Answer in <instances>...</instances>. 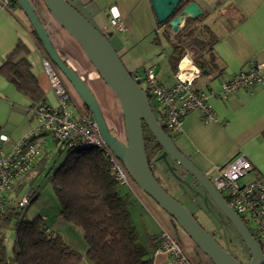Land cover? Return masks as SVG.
<instances>
[{"label":"crops","instance_id":"0c3cea01","mask_svg":"<svg viewBox=\"0 0 264 264\" xmlns=\"http://www.w3.org/2000/svg\"><path fill=\"white\" fill-rule=\"evenodd\" d=\"M1 1L0 66L21 40L29 48L27 59L31 64L32 73L44 93L45 101L43 102L53 106L59 105L58 95L51 87L42 64L45 51L32 32L28 19L27 21L21 19L20 12L23 11H20L19 5L14 4L12 9H6L2 7ZM29 1L34 5L49 31L57 52L77 71L94 93L110 130L114 131L118 139L125 140L124 117L114 92L94 69L79 43L52 18L44 1ZM68 1L76 8L81 9L94 25L105 33L113 29L110 25V8L115 6L126 23V29L118 31L124 33V38H116L118 53L123 57L125 65L132 74H140V64L137 60L147 56L151 60L147 68L155 66L157 79L161 82L162 79L158 77L161 64L159 60L151 58L150 55L162 47L164 50L166 45H157L153 42L159 27L150 0ZM195 1L202 7L205 16L214 12L234 14V21L227 23L220 35H217L212 29L218 37L213 48L218 55L219 68L212 73L203 70L195 80V87L208 94V102L216 115L215 120L204 122L199 110L191 111L183 119L182 134L175 135L173 141L208 177L214 175L218 167L239 153H243L252 162L255 171L264 174V84L259 83L251 87L239 88L236 92L220 94L224 81L230 79L241 69L247 68L251 62H264V0ZM183 24L184 21L180 28ZM184 58H189L191 65L196 66L191 54L186 53L178 64V70ZM168 62L172 71L169 57ZM172 74L171 82L161 83L166 86L171 85L175 80V72L172 71ZM68 88L70 91L68 107L72 109V116L78 117L81 110L89 112L79 95L69 84ZM31 105V100L20 93L0 73V133H4L3 130L7 129L6 127L9 125L8 132L14 136L19 124L22 126L18 128L24 127L23 135L32 131L34 126L36 127V121L30 113ZM26 119L31 121L28 126ZM32 122L35 123L34 126H32ZM6 135L10 137L9 134ZM39 136L43 138V142L46 141V134L39 133ZM10 139L11 141L4 148L5 152L9 151L13 143L17 141L11 137ZM54 142L60 147L57 140L54 139ZM42 158L44 156H41L37 162ZM126 188L125 194L129 198L131 216L135 211L140 224L137 229L140 241L152 251L153 264H177L168 253L157 250L158 235L167 227L173 229L178 238L184 235V231L178 229L170 215L145 192L131 190L128 186ZM133 222L135 223L134 219ZM75 232L78 233V231ZM68 243L82 253L87 250L86 243L81 246H76L74 242ZM204 256L209 260L206 255ZM83 260L88 259L84 257Z\"/></svg>","mask_w":264,"mask_h":264},{"label":"trees","instance_id":"16d2710c","mask_svg":"<svg viewBox=\"0 0 264 264\" xmlns=\"http://www.w3.org/2000/svg\"><path fill=\"white\" fill-rule=\"evenodd\" d=\"M11 1L18 5L15 0ZM173 16L162 24L157 22L161 32L153 38L157 45L171 46L169 61L172 71H178V64L186 53L191 54L194 64L201 71L212 73L218 70V55L213 48L218 37L208 25H196L205 14L197 18L185 17L183 26L176 33L169 23ZM32 32L37 37L33 28ZM28 53V46L20 40L0 66V73L31 100L33 108L45 99L32 73ZM144 137L152 167V159L162 148L146 125ZM46 165L44 157L20 178L6 212L0 216V264H79L84 257L92 264H153L152 251L140 241L134 225L129 198L118 190L120 183L113 175L108 159L97 148H69L64 161L50 177L62 218L82 231L87 245L85 253L70 245L58 232L49 237L44 217L23 220L21 211L15 206L16 199L26 192V185L32 182L34 177L29 176L31 172L38 175ZM34 193L33 190L31 197ZM11 228L16 235L9 253L5 233Z\"/></svg>","mask_w":264,"mask_h":264},{"label":"built area","instance_id":"2783aa9c","mask_svg":"<svg viewBox=\"0 0 264 264\" xmlns=\"http://www.w3.org/2000/svg\"><path fill=\"white\" fill-rule=\"evenodd\" d=\"M1 4L6 9H12L14 6L11 0H2ZM110 25L117 31L126 29V23L115 6L110 8ZM157 32H161V28H158ZM42 64L51 87L58 95L59 105L53 106L43 102L32 108L30 113L36 121V127L21 140L14 142L7 152L4 148L11 139L8 135L0 133V216L6 212L15 185L42 155L44 142L41 136L38 137L39 133L52 136L60 143V149L79 147L99 149L108 159L111 171L121 185L128 186L131 190H141L123 162L101 137L97 122L90 112L81 110L78 117L72 116V109L68 107L69 82L46 53L42 58ZM200 74L201 70L197 66L179 65V70L174 75L175 80L169 86L157 79L155 66L146 68L144 74L133 75L149 100H155L157 104L155 109L150 102L152 111L170 134H182L183 119L194 110L202 113L204 122L215 120L216 115L208 102V94L195 87V80ZM259 83L264 84V62H251L247 68L241 69L223 82L220 94L236 92L239 88ZM209 178L250 228L264 253V174L255 171L252 162L243 153H239L218 167L215 174ZM32 194L33 190H27L17 197L15 206L19 211L29 205ZM47 233L52 237L55 231L49 227ZM158 239L157 250L168 253L177 264H198L181 244L173 229L164 228Z\"/></svg>","mask_w":264,"mask_h":264},{"label":"water","instance_id":"95a60500","mask_svg":"<svg viewBox=\"0 0 264 264\" xmlns=\"http://www.w3.org/2000/svg\"><path fill=\"white\" fill-rule=\"evenodd\" d=\"M15 1L36 32L43 50L79 95L97 122L101 137L123 162L138 187L170 215L213 264H264V253L246 223L215 188L208 175L177 147L155 117L148 95L134 79L108 38L112 32L105 33L98 29L68 0H43L52 18L79 43L94 69L117 96L124 117L125 140H120L112 134L94 93L77 71L57 52L49 31L34 5L29 0ZM150 2L160 24L168 21L179 10L169 22L175 33L179 31L185 17L197 18L204 13L195 0H150ZM144 125L160 147L202 186L217 208L234 226L249 251L248 262L243 263L228 252L198 222L194 214L161 185L152 170L146 151Z\"/></svg>","mask_w":264,"mask_h":264},{"label":"rangeland","instance_id":"374dc122","mask_svg":"<svg viewBox=\"0 0 264 264\" xmlns=\"http://www.w3.org/2000/svg\"><path fill=\"white\" fill-rule=\"evenodd\" d=\"M77 9L88 20H90L81 9ZM233 15L234 14H218L214 12L196 22V25L201 26L206 24L213 29L217 35H220L226 24L234 21ZM20 17L21 19L23 18L27 21L23 12H20ZM90 22L92 21L90 20ZM92 24L94 23L92 22ZM109 32H112V35H109L108 38L117 52H119L116 44V38H124V33H120L114 29L106 33ZM165 45L166 47H164V50L162 47L161 49H157V52L150 55L151 58L159 60L161 64V69L158 71V77L159 79H162L161 82L163 83L171 82L173 77L168 62V57L172 52V48L168 44H164L163 46ZM118 54L120 55V53ZM121 59L123 61V57H121ZM137 62L140 64V74H144V69L148 67L151 60L146 56L145 58H138ZM150 102L152 107L155 109L157 106L155 100L150 99ZM29 123L31 124V121L26 119L27 126ZM35 123L32 122V126H34ZM21 126L22 125L19 124L16 127V133L14 136L8 132L10 129L9 125H7V129L3 130V132L9 134L12 139L18 141L21 140L27 133L26 132L23 135L24 127L18 128ZM111 132L114 134L113 130ZM172 136L175 139V135L172 134ZM68 150V148L60 149V147L54 142V138L47 135L46 141L42 145L41 155L42 157H46L47 165L42 173L36 175L32 171L29 175L34 178L32 179V182L30 181L26 185L25 190L27 191L32 189L35 193L30 198L29 205L21 211L20 217L25 221H31L38 216L44 217L48 227H50L53 231L60 233L68 242H74L76 246H81V244L85 243L82 231L74 225L67 223L62 218L60 214L61 207L50 180L51 174L64 161ZM152 168L154 169L155 176L158 180H160L161 185L168 191V193L182 202L194 214L198 222L209 233H211L228 252L237 256L243 263L248 261L249 251L237 230L217 208L202 186L189 173L184 171L163 149L159 150L152 159ZM118 190L120 193L125 194L127 188L126 186L119 184ZM132 216L135 221L134 225L136 229H138L140 224L135 211ZM177 227L178 229L184 231L179 226ZM75 231H78V233ZM15 235V230L13 228L8 229L5 233V244L9 253L12 252ZM179 240L198 264L212 263L209 258V260L204 258L205 254L201 252L194 240L185 231L184 235L179 237ZM88 263L91 262L89 260H82L79 264Z\"/></svg>","mask_w":264,"mask_h":264},{"label":"bare ground","instance_id":"6f19581e","mask_svg":"<svg viewBox=\"0 0 264 264\" xmlns=\"http://www.w3.org/2000/svg\"><path fill=\"white\" fill-rule=\"evenodd\" d=\"M189 59V58H188ZM187 58H184L181 62V66H189L191 65L190 61Z\"/></svg>","mask_w":264,"mask_h":264},{"label":"flooded vegetation","instance_id":"af4514ba","mask_svg":"<svg viewBox=\"0 0 264 264\" xmlns=\"http://www.w3.org/2000/svg\"><path fill=\"white\" fill-rule=\"evenodd\" d=\"M184 1H186V0H184ZM248 228H249V227H248ZM249 229H250V228H249ZM250 231H251V230H250ZM248 261H249V259H248ZM248 261H247V262H248Z\"/></svg>","mask_w":264,"mask_h":264}]
</instances>
